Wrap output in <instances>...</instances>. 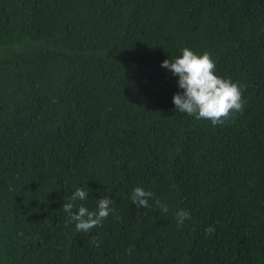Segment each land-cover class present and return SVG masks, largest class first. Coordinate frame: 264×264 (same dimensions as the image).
I'll list each match as a JSON object with an SVG mask.
<instances>
[{
    "label": "trees",
    "instance_id": "trees-1",
    "mask_svg": "<svg viewBox=\"0 0 264 264\" xmlns=\"http://www.w3.org/2000/svg\"><path fill=\"white\" fill-rule=\"evenodd\" d=\"M183 47L242 113L176 111ZM78 187L114 201L88 233L62 209ZM0 264H264V0H0Z\"/></svg>",
    "mask_w": 264,
    "mask_h": 264
},
{
    "label": "clouds",
    "instance_id": "clouds-1",
    "mask_svg": "<svg viewBox=\"0 0 264 264\" xmlns=\"http://www.w3.org/2000/svg\"><path fill=\"white\" fill-rule=\"evenodd\" d=\"M181 54L174 59H166L161 67L178 77V87L182 92L173 95V104L176 111L186 113L197 120H207L212 126L224 125L233 119L236 113H242L244 108L243 87L238 82L222 77L216 72V63L208 52L197 54L188 47H183ZM88 188L78 187L74 193L64 201L62 209L68 214L69 221L75 224L78 232L88 233L93 228L101 226L113 212V200L103 197L97 200V207L90 211L83 204L74 202L88 198ZM154 199L155 206L164 213L168 206L155 199L151 191L142 186L135 187L131 192V201L138 208H148L149 199ZM78 208L77 211L73 209ZM190 213L180 209L175 213L177 227L190 219ZM215 228L205 227V235H211ZM126 252L131 254V249Z\"/></svg>",
    "mask_w": 264,
    "mask_h": 264
}]
</instances>
